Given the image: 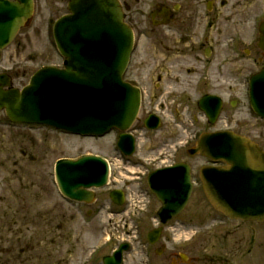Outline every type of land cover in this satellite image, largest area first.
<instances>
[{
    "label": "rangeland",
    "instance_id": "374dc122",
    "mask_svg": "<svg viewBox=\"0 0 264 264\" xmlns=\"http://www.w3.org/2000/svg\"><path fill=\"white\" fill-rule=\"evenodd\" d=\"M36 1L31 24L0 52V72L10 75L17 89L25 86L41 67L62 64L48 19L54 20L64 13L68 0H53L46 8L42 0ZM229 1L230 5L238 6L236 0ZM247 1L248 5H240L247 8L249 22L255 14L257 25L264 17V0ZM130 4L137 7L129 15L134 47L124 79L145 90L139 111L141 124L150 113L161 119L157 130L143 128L137 134L134 158L149 159L165 151L161 160H171L174 142L176 160H188L183 143L196 131L223 127V116L230 112L226 99L238 100L235 116L243 124L256 132L264 131L263 125L249 115V108L241 106L246 105L244 90H236L233 95L204 88L202 64L189 57L187 48H182L181 56L175 53V38L169 32H165V44L158 46L157 31L146 6ZM236 22L235 18L231 21ZM228 25L224 15L207 33L215 36L216 29H221L224 35L229 33ZM205 94L224 99L223 116L213 125L205 123L196 106ZM112 140V136L79 137L41 126L14 125L0 113V264H102V258L127 239L130 231L132 236L134 221L110 220L108 208L86 216L91 207H76L63 200L55 188L53 169L57 160L85 154L108 157ZM111 168L112 176L117 174L121 182H133L134 187L140 185L139 190L126 191L131 205L127 214L153 226L159 205L146 189L143 170ZM108 190L95 191L97 204L104 202ZM169 232L172 240L167 244L168 251L186 256V264H264V221L258 224L224 218L204 201L199 188L194 187L187 206L171 224ZM141 238L144 240V235ZM129 240L131 250L124 254L123 264H145L143 247L133 238ZM150 257L153 264L163 262L161 256L151 253Z\"/></svg>",
    "mask_w": 264,
    "mask_h": 264
},
{
    "label": "water",
    "instance_id": "95a60500",
    "mask_svg": "<svg viewBox=\"0 0 264 264\" xmlns=\"http://www.w3.org/2000/svg\"><path fill=\"white\" fill-rule=\"evenodd\" d=\"M68 14L55 22L53 40L63 58L62 68L38 70L27 86L12 87L11 78L0 74V112L11 123L41 125L79 135L101 137L116 129L125 133L137 117L139 89L122 81L133 47V32L124 23L117 0H69ZM32 0H0V51L29 21ZM250 104L264 119V68L250 81ZM209 123L216 119L220 101L205 96L198 102ZM159 119L149 116L145 127L155 130ZM128 139L133 151L132 138ZM190 155L221 160L223 168L200 171L203 192L214 210L232 220H264V153L255 144L231 132L200 136ZM108 166L96 156L59 160L55 165L56 185L62 196L89 203L91 189L107 183ZM151 192L161 203L157 216L165 223L179 214L191 193L189 169L177 164L148 176ZM110 198L121 204L115 191ZM158 231L148 234L153 243ZM127 250L121 245L103 264H121Z\"/></svg>",
    "mask_w": 264,
    "mask_h": 264
},
{
    "label": "flooded vegetation",
    "instance_id": "af4514ba",
    "mask_svg": "<svg viewBox=\"0 0 264 264\" xmlns=\"http://www.w3.org/2000/svg\"><path fill=\"white\" fill-rule=\"evenodd\" d=\"M119 1L126 15L125 20L130 26L129 15L132 13V9H137L136 6H132L130 3L133 2L134 5L140 4L142 6H146V13L154 16L152 19V25L157 31L156 43L158 46L162 47L165 44L167 40V34L165 32H169L170 36L175 38V53L181 56L183 53L182 48H187L188 53H190L189 57L202 64L204 72L202 86L204 88L207 90H220V94L229 93L233 95H236V90H244L246 92V105L244 103L241 106L248 107L249 100L247 90H249V87L247 86V79L264 67V17L261 18L258 24V29L255 22V14L252 15L251 21L249 22L248 18H246V16H248L247 8L244 7L245 5H240V3L248 5L247 0H236L235 3H238V6L230 5L229 0H143L144 2L141 0ZM34 2L35 8L37 1L34 0ZM42 2L43 6L46 8L48 4H52L54 1L42 0ZM224 15H226L228 19L229 25L226 32L229 33H224L223 35L221 29H216L217 32H215V36H212V34L209 36L207 32H211L212 27L222 21ZM234 18L237 19V22L231 23ZM238 18H240L241 23ZM165 20H167V23L163 24ZM49 23H51V20H49ZM261 25L262 30L260 31L259 26ZM131 28L133 29L132 26ZM200 29H202L201 33H199ZM198 58L201 59V61L198 60ZM257 64L260 65L259 68L257 70H253ZM142 92L144 95L145 90H142ZM235 100L236 98L231 100L226 99V103L230 107V112L228 115L224 116L223 108L225 105L224 99L222 100V107L216 123L220 120L219 118L222 115L224 118L223 127L211 131L202 130V132L198 133L196 131L192 133L183 143L182 147L186 150L188 160H176L177 148H175L174 142H172L173 150L171 153V160L170 158L161 160V158L165 157L163 156L165 155V151H159L156 153L157 155L155 157L149 159L134 158V155L128 157L122 153L121 150L117 149L116 144L120 135L117 131H112L109 134L112 136L113 140L110 145L109 156L106 157V159L110 162L111 167L115 166V169H126L131 167L133 170L138 169V172L143 170L142 175L145 177L151 172L163 171L181 162L186 164L189 168L192 190L194 187L201 190L199 171L208 166H221L220 162L213 163L205 158L199 156L190 157L187 154V150L195 146V143L201 133L231 131L255 142L264 151V131L256 132L252 128L249 129L248 125L243 124L240 121V118L235 116L237 113V107L239 106L238 100ZM249 115L253 117L256 122L263 125L262 127L264 128V120L251 115V113H249ZM143 122L141 124L139 118L129 131L130 135L135 137V140L137 139V134H139L143 129V127L141 128V126H143ZM205 123L208 124L206 119ZM164 144H168V141L167 143H163V145ZM113 175L114 176L111 174L110 176L111 180L109 183V190L107 192V197L103 199L104 202L102 204H97L96 199V201L90 205L91 209L88 210V215H93V213L95 215L96 212L98 214V212L101 213L105 211L106 208H111L113 203L109 199V193L112 190H121L124 192L123 195L125 200L121 206H113L116 211L115 214L111 215L112 218H110V220H122L124 222L132 220L135 222L132 227L134 229L132 236H129V233L132 232L130 231L127 234V239L123 241L128 243L129 251L131 250L130 244L132 241H128V239L133 238V241L135 243L138 242L144 249V255L146 257L145 264H153V260L150 257L151 253L155 254V256H161L163 260L162 264H170L173 261L178 262V264H186V256H182V254H178L173 250L168 251L167 249V244H170L172 240V233L169 232L170 226L179 219V216L164 226L159 225L155 217L153 219L155 221L153 226L144 224L139 217L132 218L127 214V210L129 212L130 209L128 208L131 205L130 199L127 198V194L125 192L134 190L135 188L139 190L140 185L137 184L134 187L135 183L121 182V179L117 176V174ZM203 199L206 201L205 198ZM153 229H160V233L156 242L154 244H150L147 240V234ZM141 235H144V240L141 238ZM164 255H166V260L163 259Z\"/></svg>",
    "mask_w": 264,
    "mask_h": 264
},
{
    "label": "bare ground",
    "instance_id": "6f19581e",
    "mask_svg": "<svg viewBox=\"0 0 264 264\" xmlns=\"http://www.w3.org/2000/svg\"><path fill=\"white\" fill-rule=\"evenodd\" d=\"M249 141V140H248ZM208 168H211V167H208ZM220 168H223V167H220Z\"/></svg>",
    "mask_w": 264,
    "mask_h": 264
}]
</instances>
